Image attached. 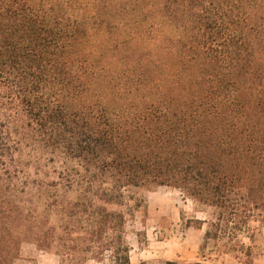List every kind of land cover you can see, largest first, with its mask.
I'll list each match as a JSON object with an SVG mask.
<instances>
[{"label": "trees", "instance_id": "trees-1", "mask_svg": "<svg viewBox=\"0 0 264 264\" xmlns=\"http://www.w3.org/2000/svg\"><path fill=\"white\" fill-rule=\"evenodd\" d=\"M147 5L0 0V264H131L154 186L204 240L264 206V0H162L155 42Z\"/></svg>", "mask_w": 264, "mask_h": 264}, {"label": "rangeland", "instance_id": "rangeland-1", "mask_svg": "<svg viewBox=\"0 0 264 264\" xmlns=\"http://www.w3.org/2000/svg\"><path fill=\"white\" fill-rule=\"evenodd\" d=\"M162 0H146L149 12L147 29L159 18ZM80 15V14H79ZM163 19V18H162ZM155 27L149 30L148 42H155ZM163 34L169 28L162 23ZM92 40H97L94 33ZM133 47L137 45L133 44ZM146 207L126 224V240L130 246L131 264H264V206L248 207L246 225L231 227L217 239L204 240L206 225L187 226L186 221L207 217L176 188L154 186L144 191ZM239 194V193H238ZM240 191V196H242ZM229 234V235H228ZM13 264H59L57 256L23 242ZM88 264H111L90 261Z\"/></svg>", "mask_w": 264, "mask_h": 264}]
</instances>
